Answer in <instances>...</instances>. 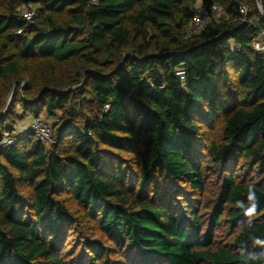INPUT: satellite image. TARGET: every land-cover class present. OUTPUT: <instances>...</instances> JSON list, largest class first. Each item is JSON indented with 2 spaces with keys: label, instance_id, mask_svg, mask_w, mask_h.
Here are the masks:
<instances>
[{
  "label": "trees",
  "instance_id": "obj_1",
  "mask_svg": "<svg viewBox=\"0 0 264 264\" xmlns=\"http://www.w3.org/2000/svg\"><path fill=\"white\" fill-rule=\"evenodd\" d=\"M198 1L223 14L194 34ZM263 30L257 0H0V264H75L61 253L74 224L65 193L113 245L86 241L77 264H264V58L252 48ZM30 116L52 125L48 144L17 127ZM240 159L261 178L237 179ZM220 224L234 233L223 244Z\"/></svg>",
  "mask_w": 264,
  "mask_h": 264
},
{
  "label": "rangeland",
  "instance_id": "obj_2",
  "mask_svg": "<svg viewBox=\"0 0 264 264\" xmlns=\"http://www.w3.org/2000/svg\"><path fill=\"white\" fill-rule=\"evenodd\" d=\"M201 3L198 1L196 2L195 6H199ZM45 62V63H43ZM48 60H41V59H35V66L39 70H41L44 66L47 65ZM21 85V86H20ZM82 85V84H81ZM25 82L19 81L17 83H14L10 89V94L12 93V98L9 103L8 110H10L11 105L13 103V96L16 90H20V92L24 91L25 89ZM35 91L33 89L31 92ZM8 94L7 99L9 100ZM7 100V101H8ZM8 103V102H7ZM7 110V112H8ZM18 115L22 114L21 106L18 104L16 109ZM6 112V113H7ZM15 113V114H17ZM15 116V115H14ZM223 116V115H222ZM219 117L218 121L212 128H204L206 131V137L208 141H210L213 138H217L222 133L223 123L225 121L224 117ZM56 119L50 118L51 122H55ZM19 121V120H18ZM58 121V120H57ZM26 122V118H21L18 122L17 127L22 128L24 123ZM118 155H121L122 162H124L127 165H132V159L135 155L128 153V152H119ZM235 175L241 176L246 181H257L261 178L262 172L259 170L258 166L254 163H248L244 162L242 159L238 160V163L235 164ZM222 176L223 174L216 170L212 172L207 173V183H206V190L204 192V195L201 196V201L206 204V206H209V204L213 203L212 201L214 198L217 197L220 186L222 183ZM23 192L29 193L30 189L26 185H22ZM136 190H138V187H136ZM60 198L65 200V204L70 211L72 221H74V224L71 226V229L67 232H65L64 236L62 237V245H61V253L67 260H71L75 264L78 263L80 257L83 255V253H88L89 247L86 241H96L100 242L105 246H108L111 248L113 246L111 242L103 235L101 230L98 226V220H94L87 216V212L84 208H82L75 199L70 195V193H65L60 196ZM204 215H207L209 213L208 210L203 209ZM253 214L248 213L247 218H252ZM234 236L233 229L229 227L228 225L220 224L216 227L215 230V239L220 242L221 244L229 242ZM111 252V258L116 259L118 257V254L116 251ZM101 262V259L100 261Z\"/></svg>",
  "mask_w": 264,
  "mask_h": 264
},
{
  "label": "built area",
  "instance_id": "obj_3",
  "mask_svg": "<svg viewBox=\"0 0 264 264\" xmlns=\"http://www.w3.org/2000/svg\"><path fill=\"white\" fill-rule=\"evenodd\" d=\"M98 0H89L90 4L97 3ZM241 12L246 13V8L241 6ZM21 13L24 18L33 21L34 16L36 15V5L33 3L24 4L21 7ZM223 11L220 6L213 4L209 7L196 6L194 10V15L190 23V31L194 34L200 33L204 27L211 21H218L222 17ZM21 32V31H20ZM252 48L256 54L261 55L264 58V30L257 33L252 40ZM184 79V76L181 77ZM23 128H28L32 131V134L39 140L48 144L53 137L52 125L44 117H33L30 116L26 118V122L22 126ZM10 140L6 138L3 141V144H8Z\"/></svg>",
  "mask_w": 264,
  "mask_h": 264
},
{
  "label": "water",
  "instance_id": "obj_4",
  "mask_svg": "<svg viewBox=\"0 0 264 264\" xmlns=\"http://www.w3.org/2000/svg\"><path fill=\"white\" fill-rule=\"evenodd\" d=\"M258 1V4H259V6H260V9H261V11L262 12H264V7H263V4H262V1L261 0H257ZM126 58V57H125ZM124 58V59H125ZM124 63V60H123V62H121V64L119 65V67L116 69V70H114V72H116L118 69H120V67L122 66V64ZM20 81V80H19ZM71 89H69L68 91H70ZM64 93V92H63ZM12 93L10 94V96H9V100H8V103H7V106H6V108H5V110L1 113V115H3V114H5L6 112H7V110H8V107H9V103H10V100H11V98H12Z\"/></svg>",
  "mask_w": 264,
  "mask_h": 264
}]
</instances>
